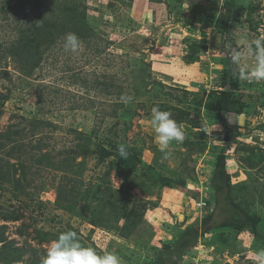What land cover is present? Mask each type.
<instances>
[{"label": "rangeland", "instance_id": "374dc122", "mask_svg": "<svg viewBox=\"0 0 264 264\" xmlns=\"http://www.w3.org/2000/svg\"><path fill=\"white\" fill-rule=\"evenodd\" d=\"M23 1L0 0V45L4 49L19 35L18 20L25 19ZM80 1L84 2L90 23L97 32L95 43L94 40L90 45L82 42L81 49L72 53L64 50L63 40L59 41L47 52L41 68L31 79L24 78L16 64L8 59L3 65L8 76L0 75V94L8 98L0 108V134L25 129L26 139L21 138L26 144L36 145L40 137L54 155L78 142L76 131L92 135L98 131L94 137L98 143L107 137V130L117 121H129L125 110L118 113L117 119L106 115H113V104L119 101L118 86H123L126 91L123 96H130L128 98H133L130 93L140 88L138 69L132 66L140 60L150 65L152 80L163 83L165 92L177 98H182L185 91L191 92L187 95L189 105L153 95L151 100L193 109L192 98L203 100L204 107L195 109L196 115L201 116L196 119L201 129L193 130L187 123L182 124L185 140L183 143L173 141L166 157L159 149L151 126L152 107L147 112L139 109V116L131 119L129 129L122 123L118 127L121 137L126 136L131 146L143 150L145 162L157 161L158 166L163 167L162 174L170 177V171H178L186 179L184 186H159L151 197H145L138 189L139 178L133 176L132 187L126 192L133 199L151 203L142 224L126 239L108 229L93 227L79 210L68 212L57 208V187L66 182L63 173L33 167L30 158L9 159L10 163L25 162L30 168L27 170L30 185L22 194L17 193L15 185L0 182V212L23 214L22 220L17 222L3 221L0 216V225L8 226V239L28 250L22 264H30L35 252L42 258V252L48 249L49 243L37 241L38 231L57 232L69 228L79 232L85 247L95 249L100 255L114 252L121 264H156L157 253L172 244L180 231L191 227L201 232L208 217L213 216L211 224L214 225L224 223L233 214V207L224 195L214 204L211 186L220 156L233 183L247 187L245 192H239L246 196L251 214L261 219L260 236H254L248 229L240 232L225 227L218 229L201 236L198 246L182 264H253L250 255L264 250V162L252 169L249 157L252 158L253 151L256 154L263 151L264 155V81L240 80L237 75L240 67L232 63L231 56L235 50L245 47L241 39L250 42L264 34V0H184L175 7L172 16L166 5L148 0ZM176 4L177 0H173L172 6ZM195 51L199 53V62L190 64L186 56ZM247 63L251 66L253 58L249 57ZM112 80L114 87L117 86L115 89L98 86ZM236 80L238 91L231 88ZM221 92H234L241 103L233 106L229 113L217 111ZM40 98L42 104H39ZM141 101L148 102L149 98L146 96L137 102ZM133 108L138 107L134 104ZM34 118L47 120L55 127H45L44 137L39 133L29 138V122ZM225 124L229 126L228 131ZM204 132L207 150L191 151L187 142L199 145L200 134ZM225 135L230 138L226 140ZM4 153L0 158L8 160ZM86 164L85 187L89 182L100 184L107 177L109 162L100 161L98 154H90ZM16 176L20 177V173ZM107 180L116 190L125 185L115 173ZM70 182L68 179V189ZM239 197H236L238 202ZM24 227L25 234L20 235L17 230Z\"/></svg>", "mask_w": 264, "mask_h": 264}, {"label": "trees", "instance_id": "16d2710c", "mask_svg": "<svg viewBox=\"0 0 264 264\" xmlns=\"http://www.w3.org/2000/svg\"><path fill=\"white\" fill-rule=\"evenodd\" d=\"M129 1L134 2L135 0ZM148 1L166 5L170 16L175 13V7L178 8V4L182 5L184 3V0H177V4L172 6L173 0ZM35 2L36 4H34ZM23 5L26 6L25 19L18 20L17 29L19 35L16 41L5 49L0 45V75L8 76L9 72L3 65H6L5 63L10 59V61L16 64L17 71L24 78L31 79L34 73L41 68L47 52L56 43L63 40L65 34L69 32L75 33L81 42L88 45L93 40L95 43V39H97V32L95 27L90 23L86 6L80 0H44L42 3L36 0L34 2L33 0L31 2L30 0H24ZM221 22L226 26L224 20ZM199 57V53L195 51L190 56L187 55L186 60L188 63L194 64L199 62ZM133 65L136 66L139 72L137 80L140 88L134 89L130 93L133 95V98H128L130 96H123L125 95L124 92H126L123 86H121L122 88L118 86L117 97H119V101L113 104V115H106L108 118L113 117L117 119L118 113L125 110L129 115V121H117L112 128L107 130V137L104 136L98 143H96L94 138L97 137L98 131H94L93 135L92 133L86 134L85 132L76 131L78 142L71 146V148H66L63 152H60L59 155H54L52 151L47 150V144L40 137H38L36 145L26 144L21 138L26 139L25 129L1 133L0 154L5 151L4 154L8 160L0 158V182L15 185L17 193L22 194L27 186L30 185L27 174V170L30 168L24 164L25 162L10 163L9 159L30 158L34 165L33 167L37 166L44 170L50 169L64 174L63 180H66V182H61L57 187L56 206L58 209L68 212L79 210L84 215V219L93 227L108 229L116 234L118 233V236L123 239L131 237L144 221L145 212L151 203L145 199H133L126 192L132 187V177L136 176L139 178L138 189L145 197H151L159 186L172 188L184 186L186 179L178 171H170V177L162 174V170L160 169H163V167L160 168L157 161H153L151 164L145 162L143 150L137 146H131L127 142L126 136L121 137L118 127L122 123L129 129L132 125L131 119L139 116V109H144L147 112L150 107L158 105L161 110L171 112L172 118L180 126L187 123L193 130H199L201 129V124L197 123L196 119L201 116L196 115L195 109L200 110L203 105V100L198 97L191 99L190 106H194V109L187 107L177 108L168 103L151 100V95H153L157 98L164 97L171 101L189 105L188 101L190 99L187 95L191 92L185 91V95L182 98L174 97L172 94L165 92V85L163 83L152 80L149 73L151 69L150 65L146 64L144 60L136 61L132 63ZM126 80L129 79L126 77ZM76 81L78 82L79 80L76 79ZM101 85L105 86V88L109 86L112 89L117 88V86L114 87L113 80L109 84L105 82L98 86ZM231 88L235 91L239 90L237 80L231 83ZM107 90L110 91L109 89ZM146 96L149 98L148 102H137L138 99ZM7 99L6 96L0 94V108L4 107ZM218 99L217 111L223 113L231 112L233 106L241 103L240 98L235 97L234 92H221ZM42 103V98H40L39 104ZM134 104L138 108L134 109ZM29 126V138L36 137L39 133L44 137L45 133L43 131L45 127L53 126V124L42 118H34L29 122ZM228 127V124L224 125L226 131H228ZM123 134H125V131ZM206 136V132L200 134V138L202 139L198 142L199 145L187 142L190 150L200 153L205 152L208 148ZM225 136L226 140L230 138L229 135ZM121 144L125 145L128 150L129 155L126 159L119 155L118 147ZM92 153L98 154L100 161L109 162L108 178L111 173H115L117 177L123 180V185H125L116 190L113 188L112 183L107 180V177H105L101 180L100 184L89 182L85 187L83 176L87 167L86 158ZM262 153L263 151L256 154L253 151L252 158L249 157L252 160L250 165L252 169H256L264 162V155ZM79 159H82V161L78 162ZM218 159L211 186L215 195L214 204H218V197L224 195L226 202L233 207V214L224 223L214 225L211 224L213 216L208 217L204 230L201 232L199 229L191 227L180 231L177 233L178 238L176 237L172 244H168L157 253L156 264H182L184 258L198 246L201 236L209 235L224 227L231 228L232 231L236 232L248 229L254 236H260L261 219L251 214L249 208H247L249 204L246 202V196L241 194L242 191L245 192L247 190V187L241 185L242 183L238 184L241 186L235 185L226 169L223 156H220ZM18 172L20 173V177L16 176ZM68 179L71 180L69 189L66 185ZM14 197L19 199L16 194ZM236 197H239V202ZM240 201L242 202L241 204ZM243 204H246V207ZM0 216L3 221L14 222L21 221L23 218V214L18 211L0 212ZM7 229L8 226L0 225V264H22L28 250L25 247L16 246L14 240H9L6 236ZM24 229L26 227L17 231L20 235H24ZM68 230L77 232L80 243L85 246L78 231L73 228H69ZM68 230H59L57 232L38 231L37 241L39 244L50 243L61 232ZM221 243L225 242L222 241ZM46 254L47 251L42 252L43 256L40 258L35 252L30 264H41Z\"/></svg>", "mask_w": 264, "mask_h": 264}, {"label": "clouds", "instance_id": "9594fccd", "mask_svg": "<svg viewBox=\"0 0 264 264\" xmlns=\"http://www.w3.org/2000/svg\"><path fill=\"white\" fill-rule=\"evenodd\" d=\"M245 45L243 50H235L231 56L232 63L240 67L238 78L247 82L264 81V34L259 35L250 42L241 39ZM82 47L80 38L75 33H67L63 37V48L66 52L75 53ZM254 63L249 66L248 58ZM151 126L154 130L155 140L161 152L167 157L173 141L183 143L185 132L172 118V113L154 106L151 109ZM120 157L127 158L129 153L125 145L118 147ZM253 264H264V250L255 251L250 255ZM41 264H121L120 257L114 252L98 254L95 249L85 247L80 243L77 232L68 230L61 232L56 239L50 241L47 254Z\"/></svg>", "mask_w": 264, "mask_h": 264}]
</instances>
